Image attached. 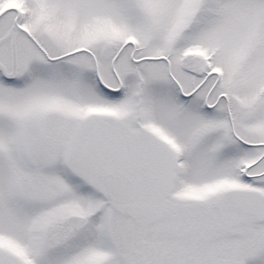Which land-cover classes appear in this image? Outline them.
Segmentation results:
<instances>
[{
  "label": "snow or ice",
  "instance_id": "1",
  "mask_svg": "<svg viewBox=\"0 0 264 264\" xmlns=\"http://www.w3.org/2000/svg\"><path fill=\"white\" fill-rule=\"evenodd\" d=\"M0 264H264V0H0Z\"/></svg>",
  "mask_w": 264,
  "mask_h": 264
}]
</instances>
